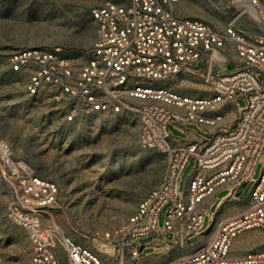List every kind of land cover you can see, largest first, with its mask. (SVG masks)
I'll use <instances>...</instances> for the list:
<instances>
[{"label": "built area", "instance_id": "built-area-1", "mask_svg": "<svg viewBox=\"0 0 264 264\" xmlns=\"http://www.w3.org/2000/svg\"><path fill=\"white\" fill-rule=\"evenodd\" d=\"M178 0H105L92 9L96 35L86 63L76 68L59 50L21 49L12 54L14 70L28 69L27 88L37 92L48 84L64 103L65 120L75 121L96 112L139 114L138 142L167 158L162 182L139 202L136 210L112 231L94 236L116 245L118 264L138 258L144 248L139 238L158 233L159 213L166 209L163 234L186 244L198 234L206 205L218 190L229 187L226 199L253 180L264 156V0H225L219 8L233 9L224 28L209 21L180 15ZM249 10L258 29L240 23ZM234 52L235 67L229 71L227 54ZM198 71L209 84L210 94L183 95L156 80ZM246 100L232 129L213 134L205 144H174L169 124L175 121L217 125L228 111L208 116L221 104ZM0 154L17 184L9 205L11 220L24 227L32 243V264H62L60 248L68 264H110L92 249L67 236L55 226L45 229L41 215L56 198L58 188L36 176L25 162L11 157L0 140ZM191 157L193 173L180 194V180ZM224 200L217 202L219 208ZM264 228V169L256 180L249 203L223 219L211 215L208 240L195 251L181 254L166 264H264V250L233 255L238 234ZM201 235L203 233H200Z\"/></svg>", "mask_w": 264, "mask_h": 264}, {"label": "rangeland", "instance_id": "rangeland-1", "mask_svg": "<svg viewBox=\"0 0 264 264\" xmlns=\"http://www.w3.org/2000/svg\"><path fill=\"white\" fill-rule=\"evenodd\" d=\"M105 0H0V140L6 143L15 161L28 164L34 174L54 182L58 188L55 200L41 215L43 227L57 226L73 240L89 247L107 260L118 264L116 245L104 243L94 236L114 230L137 208L141 199L159 185L167 170L166 156L154 148H144L138 142L140 117L136 111L96 112L75 121L65 120L64 103L56 99V88L44 85L37 92L27 88L28 69L14 70L12 54L26 48L47 51L59 50L60 56L81 67L91 54L96 35L92 9ZM225 0H178L180 15L209 21L224 28L234 14L233 9L222 11ZM240 23L247 29H258L249 10ZM225 70L235 67L236 54H227ZM264 79V74H258ZM157 86H168L183 95L210 94L209 84L198 71L156 80ZM246 104L240 91L232 105L221 104L211 114L229 111L218 125H233ZM186 128L208 138L211 133L198 124L183 121ZM229 127V126H226ZM175 136L187 137L186 132L169 124ZM196 158L191 157L180 180V194L194 170ZM264 169V156L255 167L253 180L226 199L229 187L221 188L206 205L200 232L186 240L188 248L206 242L211 215L228 217L244 208L249 195ZM17 184L0 154V264H32L33 246L24 227L9 216V205ZM241 192L240 195H237ZM224 200L217 207L219 200ZM164 208L158 216L159 231H164ZM226 213V214H225ZM224 215V216H223ZM200 233H203L202 235ZM156 233L142 236L147 245ZM167 238L174 239L173 233ZM60 248L61 261L68 264ZM264 250V228L238 234L233 241L232 254ZM147 246L140 256L127 264H139L148 255Z\"/></svg>", "mask_w": 264, "mask_h": 264}, {"label": "crops", "instance_id": "crops-1", "mask_svg": "<svg viewBox=\"0 0 264 264\" xmlns=\"http://www.w3.org/2000/svg\"><path fill=\"white\" fill-rule=\"evenodd\" d=\"M227 103H228V105H232L233 101H229ZM207 115L213 116L214 114H211L210 112H208ZM237 117L238 116L234 115L233 118L229 121V123L230 122L232 123V121H234V120L236 122ZM172 124L176 128L184 130V132H186V134H187V137L183 138L180 136H175L171 133L172 134V142L174 144H177V145L186 144V143L193 142V141L198 142L199 144L203 145L211 139V137L213 136L214 133H216L222 129H225V128L230 130L234 126V124L233 125H227V123L224 125H218L217 124L215 126H211L208 124L196 123L199 125V127L201 129H204V130L208 131L209 133H211V135L208 138H206L203 135L197 134L193 129L186 128L182 121H175V122H172ZM226 126H229V127H226ZM223 218L224 217H222V216L220 217V219H223ZM208 238L209 237H207L206 242H207ZM84 246L90 248L89 245H87V244H84ZM146 246L150 250H153V251H150L147 256L143 257L141 259V261L139 262V264H166L167 262H169L170 260H172L173 258H175L178 255L188 254V253L195 251L201 245L199 247H196V248H188L186 244L184 246H181L179 243H175V242L170 241V239H168L167 236L165 234H163V232L159 231L158 233H156V236L154 237V239L152 241L148 242L147 245H144V248ZM105 261H107V260H105ZM127 261H131V260L128 259ZM127 261H126V264H127ZM62 264H63V262H62Z\"/></svg>", "mask_w": 264, "mask_h": 264}, {"label": "water", "instance_id": "water-1", "mask_svg": "<svg viewBox=\"0 0 264 264\" xmlns=\"http://www.w3.org/2000/svg\"><path fill=\"white\" fill-rule=\"evenodd\" d=\"M246 185V183L244 184V186ZM241 192H238L237 195H240Z\"/></svg>", "mask_w": 264, "mask_h": 264}]
</instances>
